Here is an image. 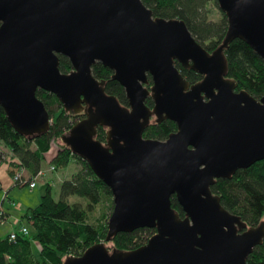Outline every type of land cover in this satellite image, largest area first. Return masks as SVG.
<instances>
[{"label": "water", "instance_id": "water-1", "mask_svg": "<svg viewBox=\"0 0 264 264\" xmlns=\"http://www.w3.org/2000/svg\"><path fill=\"white\" fill-rule=\"evenodd\" d=\"M216 1L227 26L209 51L183 20L154 17L142 0H0L7 120L30 139L49 130L38 88L53 93L67 114L82 113L59 139L112 195L104 240L61 264H247L262 242L264 220L248 226L210 186L264 159V94L236 89L223 52L239 38L264 61V0ZM59 54L69 71L59 69ZM175 61L201 79L190 83ZM95 62L112 70L127 105L105 92V80L91 72ZM152 118L170 119L176 129L165 139L144 137ZM98 126L104 141L95 137ZM139 227L155 229L144 244L107 247L117 232Z\"/></svg>", "mask_w": 264, "mask_h": 264}, {"label": "trees", "instance_id": "trees-1", "mask_svg": "<svg viewBox=\"0 0 264 264\" xmlns=\"http://www.w3.org/2000/svg\"><path fill=\"white\" fill-rule=\"evenodd\" d=\"M154 17L177 18L183 20L189 31L205 49L211 51L221 41L226 31V17L219 9L216 0H142ZM220 10L218 20L211 19L213 10ZM226 59V77L236 81V89H244L255 98L264 94V61L243 40L232 39L223 49ZM59 69L68 71L71 67L66 56L58 55ZM175 65L181 74L193 83L202 75L190 68H184L179 62ZM92 74L98 79H104V89L108 94L116 96L117 100L127 105L123 87L111 79L112 70L100 62L91 66ZM151 85L150 76L146 87ZM36 96L47 108L51 124L49 130L34 139L18 133L10 125L3 109L0 107V139L10 156L0 164L7 166L18 159L33 175L41 165L44 154L55 143L56 150L47 163L54 168L68 164L71 153L64 144L58 145L54 138L67 131L77 120V115L67 114L57 97L40 88ZM146 104L152 106V100L147 97ZM75 117V118H74ZM176 129V124L170 119L154 122L153 118L143 131L144 137L165 139ZM105 127L98 126L95 137L104 141ZM31 144H34L32 147ZM14 158V159H13ZM80 159V158H79ZM80 167L69 177L61 180L59 198L54 199L51 185L45 183L44 192L37 205L26 208L20 220L28 229L26 234L13 228L4 236H0V264H61L66 255H79L89 245L104 240L107 232V222L97 220L94 211L103 201V197L111 195L109 188L93 173L88 164L80 159ZM211 191L220 198V203L229 212L238 215L248 226L256 225L264 220V159L256 161L246 168L237 169L229 178H216L210 186ZM76 196V200L69 197ZM171 205L183 215V211L174 195H171ZM112 205L110 204V208ZM6 220V219H5ZM5 222V221H3ZM1 223V222H0ZM15 231V239L9 238V233ZM153 227H139L130 232H117L112 236V245L119 249H133L144 244L154 233ZM247 264H264V238L256 245L246 258Z\"/></svg>", "mask_w": 264, "mask_h": 264}, {"label": "rangeland", "instance_id": "rangeland-1", "mask_svg": "<svg viewBox=\"0 0 264 264\" xmlns=\"http://www.w3.org/2000/svg\"><path fill=\"white\" fill-rule=\"evenodd\" d=\"M220 10H213L211 13V19L213 20H218L221 17ZM56 143L58 145H61V141L58 138H54ZM32 147H34V144H31ZM4 148L7 147L4 146ZM56 150V145L55 143L51 144L49 151L45 153V158L44 161L42 162L44 167H48V159L52 155V152ZM53 150V151H52ZM8 151V150H7ZM81 160L79 158H76L75 156L71 157L68 164L62 167H58L54 170H48L45 172L44 176L40 178L37 181V185L34 188H28L26 185L25 186H18L14 184L12 180V175L9 174L4 178L1 179V185L3 188H0V196L3 193V190H8V198L12 199L13 203H18V209H16L13 205L9 206L10 210L13 212V214L19 219V217L22 215V213L25 212L26 208L29 206H35L39 203L40 201V196L44 192L45 185L40 181L41 179H46L47 183L51 185V194L54 199L59 198V185L62 179L69 177L73 172H75L81 165ZM0 176H2L1 173H4L3 171L5 168L8 169L9 166H7V163L4 161L0 164ZM51 179H47V178ZM42 183V184H41ZM76 196H71L69 197V200H76ZM110 204L112 205V195H106L103 197V201L100 205L97 206V208L94 211V215H96V218L98 221L101 223L108 220V217L111 213L112 207L110 208ZM21 223V220H19V225ZM107 224V223H106ZM17 229V226H12V224H9V222H2L0 223V236L6 235V233L9 232L10 229ZM11 231V230H10ZM106 245L108 248L114 247L111 242H106Z\"/></svg>", "mask_w": 264, "mask_h": 264}, {"label": "built area", "instance_id": "built-area-1", "mask_svg": "<svg viewBox=\"0 0 264 264\" xmlns=\"http://www.w3.org/2000/svg\"><path fill=\"white\" fill-rule=\"evenodd\" d=\"M8 156H10V152L6 150V148H4V144L2 142V140L0 139V158L1 159H5ZM14 159V158H13ZM14 164L11 165L12 168V180L14 182V184L18 185V186H27L28 188H33L35 187L37 181L42 178L45 174L46 171L48 170H54V166L52 164H49L47 168H42L39 167L38 170L33 174L30 175L27 172L26 167L18 160V159H14ZM15 208L18 209L19 204L17 203H13ZM6 219V212L3 209L2 205L0 204V222L2 223L3 221H5ZM15 222H18V219H15ZM18 231L26 234L28 232V229L25 225H20L18 228ZM15 231H12L9 233V238L10 239H15Z\"/></svg>", "mask_w": 264, "mask_h": 264}, {"label": "crops", "instance_id": "crops-1", "mask_svg": "<svg viewBox=\"0 0 264 264\" xmlns=\"http://www.w3.org/2000/svg\"><path fill=\"white\" fill-rule=\"evenodd\" d=\"M44 156H45V154H44ZM46 157V156H45ZM46 159V158H45ZM43 161H44V159H43ZM42 161V162H43ZM41 162V165H40V167H42V168H46V167H44V165H43V163ZM1 166V165H0ZM0 170H1V168H0ZM4 173H1L2 174V176H0V178H4V176L6 177L7 175L9 176V174H11L12 173V168H11V166H9L8 167V169L7 168H5V170L3 171ZM48 180L49 179H51L50 177L49 178H47ZM43 184H45L46 182H47V180L44 178V179H41L40 180ZM41 183V184H42ZM2 183H1V179H0V188H3L2 187V185H1ZM36 185H37V183H36ZM35 185V186H36ZM34 188V187H33ZM12 199H9L8 198V190H3V193L1 194V196H0V204L2 205V207H3V209L5 210V212H6V220H5V222H9V224H12V226L14 227V226H16V223H15V219L17 218L14 214H13V212L10 210V208H9V206H11V205H13L14 206V204H13V201H11ZM15 207V206H14ZM30 207H32V206H29L28 208H30ZM18 219V218H17ZM21 218L19 217V220H20ZM21 223H23V221H21ZM10 230H12V229H10ZM9 230V231H10Z\"/></svg>", "mask_w": 264, "mask_h": 264}, {"label": "flooded vegetation", "instance_id": "flooded-vegetation-1", "mask_svg": "<svg viewBox=\"0 0 264 264\" xmlns=\"http://www.w3.org/2000/svg\"><path fill=\"white\" fill-rule=\"evenodd\" d=\"M70 68H71V67H70ZM70 68H69V69H70ZM69 69H68V71H69ZM66 72H67V71H66ZM148 76H149V75H148ZM104 84H105V83H104ZM75 115H77L76 118L74 117L76 120H79V119H81V118L83 117V114H82V113L72 114V116H75ZM153 120H154V118H153ZM154 122H155V121H154ZM238 232H240V231H238Z\"/></svg>", "mask_w": 264, "mask_h": 264}]
</instances>
